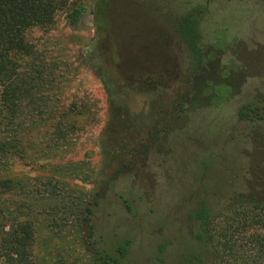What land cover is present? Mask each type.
I'll list each match as a JSON object with an SVG mask.
<instances>
[{"label":"rangeland","instance_id":"obj_1","mask_svg":"<svg viewBox=\"0 0 264 264\" xmlns=\"http://www.w3.org/2000/svg\"><path fill=\"white\" fill-rule=\"evenodd\" d=\"M81 2L72 28L64 14ZM188 13L207 61L194 72L176 25ZM25 38L28 112L17 149L0 155V177L20 181L1 195L12 213L0 220L33 230V264H98L96 251L116 256L126 241L120 264L199 258L191 214L202 200L212 242L251 253L256 232L228 205L264 159V113L237 117L264 107V0H62Z\"/></svg>","mask_w":264,"mask_h":264},{"label":"trees","instance_id":"obj_2","mask_svg":"<svg viewBox=\"0 0 264 264\" xmlns=\"http://www.w3.org/2000/svg\"><path fill=\"white\" fill-rule=\"evenodd\" d=\"M60 3L62 0H0V131L4 129L6 136L12 135L14 138H0V155L17 149L16 136L22 129L23 122L18 118L28 112L26 100L31 96L29 75L32 71L18 69L22 59L32 54L31 45L25 38L26 32L31 27L48 26L53 11ZM86 8L83 2L70 6L64 14L65 23L72 28L78 27ZM176 25L178 37L188 53V69L194 72L207 63L198 20L194 13H188L177 19ZM229 82L223 84L228 87ZM188 93L178 103L181 111L185 102L190 105ZM261 113H264V107L252 103L241 107L237 117L240 120L254 121L262 118ZM246 174L244 178L249 177L246 178L245 190L236 193L228 207H233V210L239 208L240 225L246 224V227H252L256 232L251 242V253L244 256L228 240L219 242L218 246L212 242V236L205 234L210 229L209 220L212 215L210 208L202 200L191 217L197 221L195 241L204 252L200 250L199 258H192L191 264H264V159L249 163ZM19 181L20 179L13 180L11 177H0V199L11 188L18 187ZM23 187L24 185L19 184V188ZM97 203L93 199L83 212L81 221L86 226L88 237L93 235L90 214ZM11 213L8 208L0 206V219H5ZM32 232L25 223L0 220V264H33L29 254ZM127 243L128 241L117 248L116 256L96 251L95 261L98 264H120L121 258L126 254Z\"/></svg>","mask_w":264,"mask_h":264},{"label":"flooded vegetation","instance_id":"obj_3","mask_svg":"<svg viewBox=\"0 0 264 264\" xmlns=\"http://www.w3.org/2000/svg\"><path fill=\"white\" fill-rule=\"evenodd\" d=\"M179 264H191V259L187 255H184L182 261H180Z\"/></svg>","mask_w":264,"mask_h":264}]
</instances>
